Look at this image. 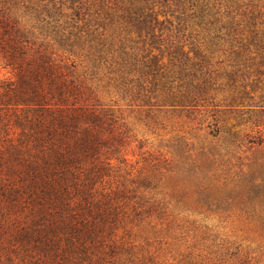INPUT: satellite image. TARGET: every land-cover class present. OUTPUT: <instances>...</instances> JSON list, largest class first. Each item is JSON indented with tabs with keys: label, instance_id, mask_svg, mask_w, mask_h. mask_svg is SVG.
Masks as SVG:
<instances>
[{
	"label": "trees",
	"instance_id": "trees-1",
	"mask_svg": "<svg viewBox=\"0 0 264 264\" xmlns=\"http://www.w3.org/2000/svg\"><path fill=\"white\" fill-rule=\"evenodd\" d=\"M259 2L0 0V64L13 74L0 80V207L26 212L10 239L39 252L32 264L90 258L120 206L97 186L115 115L89 104L65 66L34 47L37 37L84 55L130 100L187 108L209 92L214 74L233 84L249 73L251 45L264 49L261 12L248 9ZM188 28L203 43L186 49ZM218 50L229 56L221 73ZM239 93L233 102L244 101L247 91Z\"/></svg>",
	"mask_w": 264,
	"mask_h": 264
},
{
	"label": "rangeland",
	"instance_id": "rangeland-1",
	"mask_svg": "<svg viewBox=\"0 0 264 264\" xmlns=\"http://www.w3.org/2000/svg\"><path fill=\"white\" fill-rule=\"evenodd\" d=\"M258 4L248 9L261 12V34L264 0ZM190 31L186 49L203 43L198 30ZM36 40V49L77 79L89 104L116 119L97 183L120 205L112 233L90 258L69 254L64 264H264V49L251 45L252 68L233 84L221 73L229 69L228 53L218 50L213 61L221 74L209 92L196 105L174 108L130 100L84 55ZM3 65L0 80L13 76ZM239 91H247L244 101L233 102ZM26 221L23 209L0 207V264L38 258L37 250L10 239L15 224Z\"/></svg>",
	"mask_w": 264,
	"mask_h": 264
}]
</instances>
